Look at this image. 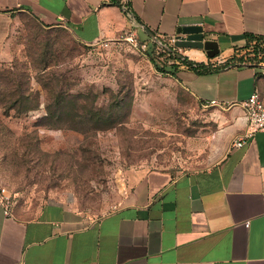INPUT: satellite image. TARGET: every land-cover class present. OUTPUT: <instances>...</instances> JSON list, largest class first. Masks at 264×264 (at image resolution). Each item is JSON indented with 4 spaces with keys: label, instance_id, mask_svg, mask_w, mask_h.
<instances>
[{
    "label": "crops",
    "instance_id": "1",
    "mask_svg": "<svg viewBox=\"0 0 264 264\" xmlns=\"http://www.w3.org/2000/svg\"><path fill=\"white\" fill-rule=\"evenodd\" d=\"M18 15L67 29L84 46L134 33L153 52L150 61L174 74L164 77L222 125L210 165L133 172L123 203L101 217L71 198L16 208L12 217L0 208V264H264V132L233 146L246 128L240 104L255 93L264 101V63L216 70L244 54L247 35L264 40V0H0V56ZM188 26H201L220 55L182 49L194 67H171L154 42ZM197 64L209 71L198 73Z\"/></svg>",
    "mask_w": 264,
    "mask_h": 264
},
{
    "label": "rangeland",
    "instance_id": "2",
    "mask_svg": "<svg viewBox=\"0 0 264 264\" xmlns=\"http://www.w3.org/2000/svg\"><path fill=\"white\" fill-rule=\"evenodd\" d=\"M129 35L84 46L67 29L14 19L0 56V186L14 209L71 198L98 218L123 203L133 172L211 164L221 120L159 74L146 42Z\"/></svg>",
    "mask_w": 264,
    "mask_h": 264
},
{
    "label": "built area",
    "instance_id": "3",
    "mask_svg": "<svg viewBox=\"0 0 264 264\" xmlns=\"http://www.w3.org/2000/svg\"><path fill=\"white\" fill-rule=\"evenodd\" d=\"M128 40L135 46L137 45V39L134 33H130ZM176 40L177 37H172L167 42H154L156 51L161 54H163L164 52H172L181 55L182 49H179L175 46ZM142 48L144 50H147L148 44H143ZM218 105L219 104L217 102H211L207 105V107ZM240 106L243 110V118L246 124V128L239 139L233 143V146L236 148L244 147L247 141L251 140L257 133L264 132V101L261 99L260 95L258 93L253 94L248 100L242 102ZM0 208L2 209L5 216H13V197L9 190L3 186H0ZM247 227H249V224H246V228Z\"/></svg>",
    "mask_w": 264,
    "mask_h": 264
},
{
    "label": "trees",
    "instance_id": "4",
    "mask_svg": "<svg viewBox=\"0 0 264 264\" xmlns=\"http://www.w3.org/2000/svg\"><path fill=\"white\" fill-rule=\"evenodd\" d=\"M39 26L42 27L41 25H39ZM47 30H52V29H47ZM242 51L244 52L243 55H241L239 57H237V56L232 57L225 64L218 66L216 68V70H222V69H226V68H230V67H236L239 64H252L253 65V64L264 63V40L262 38L247 35L246 36V47ZM163 54L166 56V60H168V61L172 60L174 62V64H172L171 67H175V66H179V65H184V66H187L190 68L194 67L193 62L188 61L187 58L182 57L178 53L164 52ZM151 62L154 65V67L158 73L162 74L163 76H168V75L174 76L172 71H169L165 68H160L157 64H155L153 59L151 60ZM196 67L198 69V73L209 71L208 69L204 68L201 64H197ZM47 87L48 86H45V88H47ZM26 91L27 90L16 89L13 92L19 93L21 98H23V97L29 98L32 94L25 96ZM55 95H56V90H50V93L48 94L49 98L54 96L56 99V102H59V104L61 105V103L64 100L63 95H61V94H58L57 96H55ZM59 111H60L59 113H61L62 108H60ZM19 113L22 114L23 111H20Z\"/></svg>",
    "mask_w": 264,
    "mask_h": 264
},
{
    "label": "water",
    "instance_id": "5",
    "mask_svg": "<svg viewBox=\"0 0 264 264\" xmlns=\"http://www.w3.org/2000/svg\"><path fill=\"white\" fill-rule=\"evenodd\" d=\"M144 30L154 38L147 28ZM175 46L179 49H196L204 51L211 59L220 55L218 42L208 40L201 26L181 27L177 31Z\"/></svg>",
    "mask_w": 264,
    "mask_h": 264
}]
</instances>
